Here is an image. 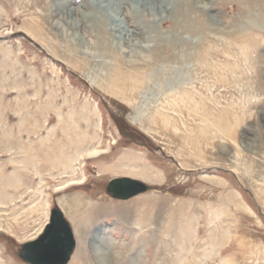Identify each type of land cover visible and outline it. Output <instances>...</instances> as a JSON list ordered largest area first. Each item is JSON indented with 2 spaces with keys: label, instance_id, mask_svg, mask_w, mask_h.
Here are the masks:
<instances>
[{
  "label": "rangeland",
  "instance_id": "1",
  "mask_svg": "<svg viewBox=\"0 0 264 264\" xmlns=\"http://www.w3.org/2000/svg\"><path fill=\"white\" fill-rule=\"evenodd\" d=\"M116 1L122 26L147 36L139 17H126L127 4ZM238 1H194L189 13L202 19L194 25L210 32L209 43L201 32L193 40L177 35L171 72L147 70L143 84L112 86L98 76L99 61L91 64L95 74L84 72L25 25L38 17L56 31L60 2L66 17L77 7L91 11V0H0V264H30L19 255L22 244L43 232L53 208L67 218L61 199L75 195L99 206L91 209L93 234L75 232L68 264H105L101 250L113 255L111 264H264V0L246 16ZM79 14L85 44L66 54L85 65V45L100 51L102 42ZM158 18L151 22L170 36L171 22ZM119 37L118 48L128 41ZM61 38L72 48L78 42L69 33ZM93 148L102 155L89 156ZM120 162L149 169V180L113 172ZM122 176L149 190L111 198L107 184ZM70 182L76 185L67 188Z\"/></svg>",
  "mask_w": 264,
  "mask_h": 264
},
{
  "label": "bare ground",
  "instance_id": "2",
  "mask_svg": "<svg viewBox=\"0 0 264 264\" xmlns=\"http://www.w3.org/2000/svg\"><path fill=\"white\" fill-rule=\"evenodd\" d=\"M122 1L125 4H127L126 9H125L126 10L125 16L126 17H131L134 15L138 16L139 17L138 20L144 26L143 31H145V32L147 31L148 35L144 36V37L142 36L141 38H139V36L137 35L138 34L137 31L134 30L132 32V30H130V28H128L127 26L126 27L122 26L123 23H126L125 18H122L120 16L121 11L119 10V7L118 8L112 7L113 3H117L118 1H116V0H91V4H90L91 11H89L90 13L86 12L83 14L82 10H80V7L73 9L74 14L80 16L79 13H81V14H83L84 20L86 19V20H89L90 22H92V24L95 26V30H97L98 37L101 39V42H102L100 48L98 49L100 51H91L89 49L90 47H87V45H85V59H86L85 65L84 64L82 65V63L79 61L75 62L72 57H68L66 54V53H72V56H75L79 46L80 45L83 46L81 43L85 44V42H84L85 40L83 39L84 37H81L79 35V32H78L79 26L81 24L73 16L74 15L73 12L66 17L64 16L65 12L67 11V8H66L67 4L66 3L60 2V8L57 11L59 13V18L57 20H55V25H54L55 28L57 29L56 31L52 32V30L49 28V26H47V27L45 26L46 25L45 20H43L42 18H38V17L37 18L34 17L33 19H31L29 21L27 20L25 22V25L27 26L26 27L27 30L32 35H34L36 38H38L39 40H41L42 42L47 44V46L54 53H56L59 57L67 60L70 64L76 66L78 69H80L84 72L95 74L91 64L94 61H99L101 63V71L98 73V76L99 75L105 76L106 82L108 81L109 85H112V86H120L119 84H122L123 86H125V85H127L128 80L131 82L133 80H136V81L138 80L139 83L142 82L141 84H143V81H140L142 79L140 74H142L143 72H145L147 70H152L151 71L152 74H155L156 72H158V73H164L167 71L171 72L172 71L171 70L172 65H170V61H171L170 58H171V55L175 56L176 52L174 49H177V47L179 46V44H177L176 41H174L175 37L177 35H181L180 40H182V38L185 36V33H187V35L189 33H192L193 36H189V35L188 36H189L190 40H193L201 32V37H202L203 43H205L206 45L209 43L207 36L211 35L210 32L208 33L205 30H203V31L198 30L199 28L196 29L195 25H194V23L201 24L200 22H202V19H200L201 21H197L189 13V10L194 5L193 2L196 0H121V1L119 0V2H121V3H122ZM153 1L154 2L160 1L159 4L157 3V7L159 10L156 13L151 12V10H150V8H151L150 3ZM235 1H237V0H232V1H228V2L233 3ZM131 2L134 3V6L130 5ZM215 2L216 3H225L227 1L215 0ZM262 2H263V0H239L238 1V8L243 11L242 16H246L248 14L247 11H249L250 9H252L254 7L259 6L260 3H262ZM103 5L105 7L111 8L113 13L109 14L107 11H105L103 8ZM204 8H206V4H205ZM167 12H172L171 20H168L169 15L165 16V13H167ZM154 14H155V16H154ZM152 16H154V17L152 18ZM157 16L159 17L158 19L161 22H171L172 30L170 32V34H171L170 36L166 37L165 35L158 32L156 21L153 20V22H151L152 19L157 18ZM110 26L113 27V31L109 30L108 27H110ZM69 27H70V29H69ZM66 33H69V34L73 35V37H77V39H78V42L75 43V46L73 48L70 46V44L67 43V41H65L63 38H61V36H63ZM49 35H52L51 39H50ZM117 35H119L121 37V40L124 42L128 40L127 44L125 43L124 46H121L120 48H118V46L116 45V41H115V37ZM134 39H137V41L134 42L133 41ZM154 39L156 40V43L153 45L152 50H150V49H148L149 43L152 42ZM55 41L59 42V44L63 48L62 50L54 44ZM140 42L141 43L147 42L148 44H145V45L139 47L137 50L133 49V47H132L133 44H137ZM193 44H194L193 45L194 48L198 47V44L197 43L195 44L194 41H193ZM205 49L207 52L208 49L206 48V46H205ZM65 50H66V52H65ZM201 51H202V49H201ZM128 52H129V54L127 55ZM199 53H200V51H199ZM138 54L143 55V57H144L143 63L138 62V60H137ZM198 55H200V54H198ZM202 58H203V56H202ZM144 66H145V68L142 69ZM126 72H129V77H127V78L124 77V73H126ZM137 77H138V79H137ZM96 80L98 81V79H96ZM149 80H150V78H149ZM149 80H148V82H149ZM151 80H153V79H151ZM97 81H96L97 85L103 86V84L97 83ZM106 82H102V83H106ZM143 88H144V86H143ZM116 90H117V88H116ZM170 118H169V120H170ZM158 119H156V120L158 121ZM155 125H156V122H155ZM169 126H170V124H169ZM169 126H167V128H170ZM173 128H174V126H173ZM19 133H20L19 138L21 139L23 137V130L20 129ZM32 133L33 132H28V135L30 136V134H32ZM98 152H99L98 148H93L89 151L88 155H93V156L99 157L100 155H102L101 153H103L101 151L99 154H97ZM79 154L81 155L82 151ZM77 156H79V155H77ZM75 158H76V154L72 155L71 158H69V159H71L72 162H74ZM125 158H126L125 160L127 162L132 161V159L129 157L128 158L125 157ZM69 159H67V160L69 161ZM124 165L120 162L119 164H117L116 168L112 167L113 168L112 171L117 172V173L124 172V173H129L131 175H138V176L145 177L149 180L148 175L151 172V171H148L149 169H144V170L142 169L141 171H138V170H134L135 168H133L132 166H131L132 167L131 168L128 165H125V166ZM73 180H75V179H70L69 181H73ZM69 184L73 185V184H76V182H70V183H68V185ZM62 200H63L62 203L64 205V208L73 217V220L77 222V224H78L77 228L79 229V232L81 234V238H83L86 235L93 234V231H89L88 227L84 228L85 225H84L83 221L80 222V220L77 218V217L82 215L80 213L81 212L80 206L82 205V199L79 196H72V197L68 196V198H65ZM87 207H88V205H87ZM93 207H94V205L92 207L88 208L86 210V212L91 213V209ZM79 225H80V227H79ZM183 247H185V245ZM101 251H102V255H103V258H102L103 262L105 264H111L112 263L111 260H112L113 255L111 253L105 252L104 250H101Z\"/></svg>",
  "mask_w": 264,
  "mask_h": 264
},
{
  "label": "water",
  "instance_id": "3",
  "mask_svg": "<svg viewBox=\"0 0 264 264\" xmlns=\"http://www.w3.org/2000/svg\"><path fill=\"white\" fill-rule=\"evenodd\" d=\"M148 190L147 183L127 176L112 178L106 187V193L119 200H128ZM76 246L71 223L64 212L55 207L43 232L36 239L23 243L19 255L30 264H68Z\"/></svg>",
  "mask_w": 264,
  "mask_h": 264
},
{
  "label": "crops",
  "instance_id": "4",
  "mask_svg": "<svg viewBox=\"0 0 264 264\" xmlns=\"http://www.w3.org/2000/svg\"><path fill=\"white\" fill-rule=\"evenodd\" d=\"M89 156H93V155H89ZM73 185H76V184H73ZM73 185H67V188L68 187H71V186H73ZM65 188H63L62 190H64ZM75 196H78V195H75ZM81 199H82V205L80 206V213L82 214L81 216H79V217H77L79 220H80V222L81 221H83V223H84V225H85V227L84 228H89V231H92L91 230V222H92V220H90V219H93V216H95V215H97V214H93V213H88V212H86V210L88 209V208H90V207H92L93 205H94V207L95 206H99V203H92L91 201H88V202H86V201H84V199L81 197V196H79ZM63 200L61 199V206L63 207V209H65L64 208V205H63ZM84 202H86V207L84 206ZM87 205H88V207H87ZM84 206V207H83ZM93 207V208H94ZM83 209H85V210H83ZM82 210H83V212H82ZM65 211H66V216H67V218H68V220L70 221V223H71V225L73 226V229H74V232H78V234L80 235V238H81V234H80V232H79V229L77 228L78 227V224H77V222L76 221H74L73 220V217L68 213V211L65 209ZM86 214V215H85ZM91 214H93V215H91ZM81 224V223H80ZM79 227H80V225H79Z\"/></svg>",
  "mask_w": 264,
  "mask_h": 264
}]
</instances>
